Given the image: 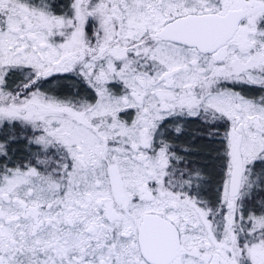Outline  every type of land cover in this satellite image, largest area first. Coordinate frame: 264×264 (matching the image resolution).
Returning a JSON list of instances; mask_svg holds the SVG:
<instances>
[{"label":"snow or ice","instance_id":"6c2138e0","mask_svg":"<svg viewBox=\"0 0 264 264\" xmlns=\"http://www.w3.org/2000/svg\"><path fill=\"white\" fill-rule=\"evenodd\" d=\"M0 264H264V0H0Z\"/></svg>","mask_w":264,"mask_h":264}]
</instances>
